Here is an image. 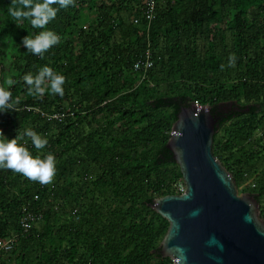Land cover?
<instances>
[{
	"label": "trees",
	"instance_id": "16d2710c",
	"mask_svg": "<svg viewBox=\"0 0 264 264\" xmlns=\"http://www.w3.org/2000/svg\"><path fill=\"white\" fill-rule=\"evenodd\" d=\"M142 5L76 0L46 26L61 39L40 57L22 38L41 29L18 26L11 0H0V86L19 99L0 113V129L8 138L34 130L48 139L41 155L56 159L49 184L0 169V264H173L161 254L169 222L151 205L184 189L167 142L195 102L220 117L213 152L238 188L253 179L243 190L264 218V143L255 137L264 124V0H158L149 29ZM149 44L144 77L134 63ZM44 66L65 76L63 96L29 94L24 75ZM32 212L42 218L24 231Z\"/></svg>",
	"mask_w": 264,
	"mask_h": 264
},
{
	"label": "water",
	"instance_id": "95a60500",
	"mask_svg": "<svg viewBox=\"0 0 264 264\" xmlns=\"http://www.w3.org/2000/svg\"><path fill=\"white\" fill-rule=\"evenodd\" d=\"M220 117L209 105L183 107L167 148L184 183L151 207L169 222L161 254L174 264H264V218L253 194L240 192L213 152Z\"/></svg>",
	"mask_w": 264,
	"mask_h": 264
},
{
	"label": "clouds",
	"instance_id": "9594fccd",
	"mask_svg": "<svg viewBox=\"0 0 264 264\" xmlns=\"http://www.w3.org/2000/svg\"><path fill=\"white\" fill-rule=\"evenodd\" d=\"M11 3L7 11L12 21L19 26L18 22L27 20L32 29H41L24 36L22 44L28 52L43 57L61 39L57 32L46 26L61 9L74 6L76 0H11ZM234 63L235 57L230 56L229 65ZM23 80L29 86V94L43 95L47 90L51 94L64 95L65 76L49 66L40 68L35 75L25 74ZM6 83L10 86L14 80L8 79ZM18 103L19 99H14L8 88L0 86V113L16 111ZM28 140L36 154L30 151ZM47 144V137L32 129L17 131L13 138H8L0 129V169H10L40 184L51 183L56 174V159L52 153L41 155Z\"/></svg>",
	"mask_w": 264,
	"mask_h": 264
},
{
	"label": "built area",
	"instance_id": "2783aa9c",
	"mask_svg": "<svg viewBox=\"0 0 264 264\" xmlns=\"http://www.w3.org/2000/svg\"><path fill=\"white\" fill-rule=\"evenodd\" d=\"M157 3L158 0H147L145 3V6L143 8V19L146 23L147 29L150 28V25L152 21L154 20L156 9H157ZM136 23L140 22V19H135ZM154 64V56L153 51L151 50L150 44L146 48V50L137 58V60L134 63V69L138 71H143V75L145 77L148 70H150L153 67ZM65 115V113L60 114H54L51 116V118L61 120L62 117ZM184 190V189H182ZM35 200L39 198V194L34 196ZM77 212V209L74 210V214ZM42 218V213L35 214L34 212L25 214L21 218V226L23 227L24 231H28L31 224L34 223V221L39 220Z\"/></svg>",
	"mask_w": 264,
	"mask_h": 264
},
{
	"label": "rangeland",
	"instance_id": "374dc122",
	"mask_svg": "<svg viewBox=\"0 0 264 264\" xmlns=\"http://www.w3.org/2000/svg\"><path fill=\"white\" fill-rule=\"evenodd\" d=\"M146 1L147 0H143V5H142V7L145 5V3H146ZM166 3V0H160V4L162 5H164ZM86 18H88V20H87V23L88 22H91V21H93L94 20V18H95V15H93V14H89L88 13V17H86ZM86 23V24H87ZM77 47H79V45H77ZM196 104H199V103H197V102H195ZM200 105V104H199ZM206 105H209L210 106V103H207ZM201 106H205V105H201ZM67 109H68V107H67ZM258 118L260 119L261 118V116L259 115L258 116ZM0 124H4V120L3 121H1V117H0ZM170 133H171V131H170ZM4 134L7 136V137H9V135L11 134V133H7V132H4ZM255 137L256 138H258V137H262V139L260 140V144H263L264 143V124H262L260 127H259V129H258V132L256 133V135H255ZM253 182V179H250L247 183H245L244 185H242L240 188H239V190H240V192H247V191H244L243 189H245V188H247V187H249V185L251 184ZM247 193H250V192H247ZM76 220H79V218L76 216ZM173 262V261H172ZM173 264H174V262H173Z\"/></svg>",
	"mask_w": 264,
	"mask_h": 264
}]
</instances>
